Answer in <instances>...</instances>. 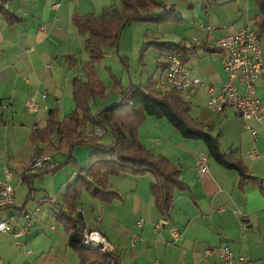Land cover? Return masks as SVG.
<instances>
[{"label":"crops","instance_id":"1","mask_svg":"<svg viewBox=\"0 0 264 264\" xmlns=\"http://www.w3.org/2000/svg\"><path fill=\"white\" fill-rule=\"evenodd\" d=\"M166 1L169 6L175 4L177 11L181 4L186 5L187 10L183 8L180 12L183 22L155 32L152 39L189 47L185 65L190 75L215 85L219 92L227 74L222 53L215 50L216 40L241 27H254L259 12L256 0H219L206 11L201 1ZM113 4L119 1H9L7 9L20 21L10 25L0 15V178L7 169L14 176H22L34 156L31 133L35 127L47 125L50 109L59 107L61 114L68 115L76 108L72 80L84 77L81 65L89 61L90 54L85 48L87 36L74 26L73 14L99 15ZM242 6H246L245 13ZM205 25H212L215 30L209 31ZM149 30L144 31V40L149 38ZM115 49L116 46L107 51ZM157 55L161 57L159 51L158 58ZM164 67L159 61L156 81ZM238 87L244 90L242 84ZM256 90L257 96L264 100V74L257 81ZM33 97L40 104L37 109L28 105ZM208 99L207 90L196 91L189 100L192 116L221 135V149L235 151L252 178L242 181L237 170L227 169L212 158L209 173L199 177L195 162L200 153H207L205 143L185 139L165 118L148 116L139 129L140 140L153 154H163L178 164L181 181L187 186L175 191L169 215H162L157 207L151 191V185L156 182L152 172L109 174V187L118 190L121 197L107 204L84 191L87 202L79 200L77 207L85 217L86 228L99 232L108 250L121 257L122 264H227L217 250L223 245H229L236 256H248L252 264H264V124L254 119L246 122L231 108L222 113L213 112ZM7 100L11 104L4 111L2 104ZM107 103L101 102L100 106ZM248 126L257 131V139ZM95 131L96 127L86 126L84 132L90 136ZM104 131L103 137L108 134ZM81 150L74 157L77 165L72 166V172H64L59 180L57 175L48 177L47 189L54 188L53 196L41 198L33 212L23 202L7 209L14 229L22 235L17 238L13 233H0V264L81 263L79 253L68 247L64 229L50 219L53 202L59 201L60 192L77 176L79 168L89 164L92 148ZM253 178L257 180L254 182ZM42 203H48L47 220L39 216L45 209ZM221 208L224 210L220 211ZM27 215H32L28 232L24 230ZM141 218L144 221L139 225ZM173 229L180 231L179 240L173 239Z\"/></svg>","mask_w":264,"mask_h":264},{"label":"trees","instance_id":"2","mask_svg":"<svg viewBox=\"0 0 264 264\" xmlns=\"http://www.w3.org/2000/svg\"><path fill=\"white\" fill-rule=\"evenodd\" d=\"M0 1V15L8 24L20 21L19 17L9 11L5 2ZM119 4L110 5L101 14H80L75 12L72 22L78 32L87 36L85 48L90 54L89 61L84 65L86 78L75 77L72 80V98L76 108L61 121L57 108L48 112L45 127H35L30 136L34 147L33 162L36 158L50 152L65 150L68 160H74L73 151L79 146L92 148L89 164L78 170L77 176L68 183L61 194V201L53 202V217L63 226L68 236V247L79 253L80 264H111L112 261L122 264L121 257L115 251H102L96 247L83 245V231L86 228L85 217L77 210L80 196L88 191L103 203L110 204L121 197L118 190L108 185V175L131 173L141 175L152 172L156 182L151 185V191L156 198L161 214L168 216L174 202L175 191L187 186L181 181V167L163 154H153L140 140L139 129L148 116L167 119L173 127L185 138L201 140L205 143L207 154L215 162L227 169L237 170L239 176L250 180L246 166L237 158L235 151L224 152L221 149V135L192 116V105L176 90L161 89L162 72L155 80L151 76L143 84L132 83L122 90L120 99L109 106L93 113L90 99L98 95L106 97V87L100 80L96 63L106 55L107 49L118 47L124 28L134 22L182 23L183 17L178 13L175 4L168 5L166 0H118ZM188 1V0H180ZM219 0H201L202 9L217 3ZM259 12L254 19V29L264 37V0H256ZM149 46L156 48L162 55L175 54L184 63L190 48L171 41L156 39L148 41ZM215 50H219L216 48ZM126 64V60L122 59ZM101 127L112 135V142L102 143L103 136L92 133L85 135L87 124ZM42 144L46 147L43 148ZM58 167L51 168L44 176L54 172ZM33 174L27 173V167L22 172L23 181L29 185V198L33 192ZM254 182L257 180L253 178ZM242 184V183H241Z\"/></svg>","mask_w":264,"mask_h":264},{"label":"built area","instance_id":"3","mask_svg":"<svg viewBox=\"0 0 264 264\" xmlns=\"http://www.w3.org/2000/svg\"><path fill=\"white\" fill-rule=\"evenodd\" d=\"M9 2H5L7 8ZM205 29L214 31L212 25H205ZM216 48L222 53L223 68L227 74L226 80L220 84L219 92L215 85L206 84L201 78L190 75L188 68L180 56L175 54H166V66L163 69L161 77V89L176 90L185 100H190L198 89H205L209 93L208 107L216 113H222L227 108L248 122L256 120L264 124V100L257 96L256 83L264 74V46L262 37L251 26L241 27L234 33L227 34L216 40ZM242 84L244 90L240 91L238 85ZM46 97L45 94L42 95ZM11 102L4 101L3 108L6 111ZM28 105L37 109L40 107L38 100L33 97L28 101ZM254 139L258 138V133L248 126ZM104 129L96 128L95 134L104 135ZM196 167L199 177H204L211 169L210 157L207 153H200L196 159ZM52 168L49 155L36 158L27 166L28 173H44ZM11 170L7 169L5 176L0 178V233H13L17 238L22 235L21 231L14 229V222L6 212L16 203V188L11 183L13 178ZM23 182V178L20 179ZM224 210L223 208L220 211ZM32 215L26 216V225L24 230L29 231L32 226ZM144 221L140 219V225ZM173 239L179 240L181 233L178 229L172 231ZM83 245L86 247H96L102 251L108 250L105 239L97 231L85 228L83 231ZM18 244L22 242L18 241ZM220 256L227 264H252L251 259L246 255L236 256L229 245L219 246L217 248ZM2 259L0 258V263ZM111 264H117L112 261Z\"/></svg>","mask_w":264,"mask_h":264},{"label":"rangeland","instance_id":"4","mask_svg":"<svg viewBox=\"0 0 264 264\" xmlns=\"http://www.w3.org/2000/svg\"><path fill=\"white\" fill-rule=\"evenodd\" d=\"M196 1L200 2L201 0H196ZM185 6H186L185 4H181V7L178 11L179 14L181 11L183 12V8L184 10H187L185 9ZM242 7L244 8V13H245L246 6H242ZM229 12L230 14L233 13L232 10H229ZM144 23H148V24H144ZM172 24L174 23L156 24L152 22H134V23H131V25H127L124 28L121 34V38H120L117 49L107 51L105 57L100 62L96 63L95 65L98 75L100 77V80L103 82V84L106 87L107 96L102 97L98 95L90 99L89 103H90L93 113H97L99 110L107 107V105L109 106L110 104L117 102L119 95L121 96L122 90L128 88L132 83L146 84L149 78L151 77V75L155 76L159 61L162 65L166 66L165 55H162L160 53L161 57L157 55L158 56L157 58L156 53H158V50L154 48L153 46H149L148 48L144 49V45L148 41L156 40V39H152V38H155L154 37L155 32L157 31L161 32L163 29H167L171 27ZM147 25H148V28H150V30L148 31L149 38L144 40V31L146 32V30L148 29ZM145 27L147 28L146 30H145ZM262 41H263V46H264V37H262ZM122 59L126 60V64L122 61ZM81 69L83 73H85L84 64L81 65ZM83 76L84 77L82 78H86L85 75ZM101 102L102 103L108 102V103L106 106L101 107L100 106ZM55 108H57L58 110L59 120L63 119L66 116V114H61V109L59 107H55ZM91 127H92V124L90 123L87 124L88 129ZM101 142L105 144H109L110 142H112V135L108 132V134H106L102 138ZM45 147L46 146H43V148ZM87 147L79 146V149L74 150L73 157L76 156L77 151H80L81 149H85V148L87 149ZM88 148H91V147H88ZM33 154H34V151H33ZM47 155L50 156L52 168H55V167H58V168L56 171L50 172L49 174H45L44 176L36 175V173L33 174L31 179L33 182L32 186L34 190L30 198H29V185L26 181L22 182L20 180L21 177L16 176V175L14 176V179L11 181L13 186L16 188L15 205L20 206L21 203L23 202V206L25 205L28 208L29 212H33L36 209V206L40 205L39 202L41 198H43L44 196L46 197L53 196L52 191L54 188L51 190L47 189V179L49 176L57 175V180H59V177L64 172L66 171L72 172V166L77 165L75 159L72 161L68 160V155L65 151H62V150L54 151V152L48 153ZM80 158L82 159L81 156ZM34 180H36L35 183H34ZM56 190L57 188L55 189V191ZM62 193L60 192L59 194V199H58L59 201H61ZM85 193L84 194L82 193L79 200H82L83 202H87V200L83 197ZM46 201L47 200H45V202ZM41 206H44L45 209L39 212V216L42 215L43 216L42 218L44 220H47L49 216L48 210H47L48 203H42ZM50 219L52 221L53 220L55 221L53 217V213L51 214ZM58 225L63 228L62 225L60 224Z\"/></svg>","mask_w":264,"mask_h":264},{"label":"water","instance_id":"5","mask_svg":"<svg viewBox=\"0 0 264 264\" xmlns=\"http://www.w3.org/2000/svg\"><path fill=\"white\" fill-rule=\"evenodd\" d=\"M246 221H248V220H246Z\"/></svg>","mask_w":264,"mask_h":264}]
</instances>
